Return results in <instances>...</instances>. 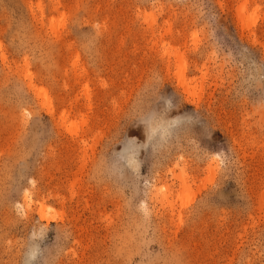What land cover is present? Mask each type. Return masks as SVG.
<instances>
[{"label": "rangeland", "instance_id": "obj_1", "mask_svg": "<svg viewBox=\"0 0 264 264\" xmlns=\"http://www.w3.org/2000/svg\"><path fill=\"white\" fill-rule=\"evenodd\" d=\"M246 1L0 0V264H264Z\"/></svg>", "mask_w": 264, "mask_h": 264}, {"label": "bare ground", "instance_id": "obj_2", "mask_svg": "<svg viewBox=\"0 0 264 264\" xmlns=\"http://www.w3.org/2000/svg\"><path fill=\"white\" fill-rule=\"evenodd\" d=\"M246 0H243V2H245ZM247 2V1H246ZM246 5V4H245ZM245 5H241V7H240V9H239V14L240 15H237V16H241L242 18H243V16H242V14L244 15V12L246 11L245 10ZM247 6V5H246ZM248 9V8H247ZM256 12V11H255ZM246 14V13H245ZM247 15H249V14H247ZM246 18H248V16H246ZM240 19V18H239ZM245 19V18H244ZM241 20H243V19H241ZM247 20V19H246ZM243 22H245V21H243ZM245 24V23H244ZM247 24H248V22H247ZM177 63V62H176ZM177 75H175L176 76V78H177V80H178V83H179V85L181 86V88L183 89V91L186 93V94H188V95H192L193 94V90L194 89H191L190 88V86H189V82H188V80L187 79H185V66H184V64H183V62H182V60H180L179 62H178V65H177ZM29 87H31L34 91H36L37 92V95H38V97L44 102V103H48L49 102V98H48V94H47V92H46V90H44V89H42V88H36L35 86H33L30 82H29ZM60 120H61V123L64 125V122H65V116H64V114L63 113H61L60 114ZM67 123V122H66ZM72 126V125H71ZM23 198H24V202L26 203V202H28V195H24L23 196ZM39 210H43V206L42 205H40V207H39Z\"/></svg>", "mask_w": 264, "mask_h": 264}, {"label": "clouds", "instance_id": "obj_3", "mask_svg": "<svg viewBox=\"0 0 264 264\" xmlns=\"http://www.w3.org/2000/svg\"><path fill=\"white\" fill-rule=\"evenodd\" d=\"M36 258V253L35 252H30L28 255L29 260H34Z\"/></svg>", "mask_w": 264, "mask_h": 264}]
</instances>
